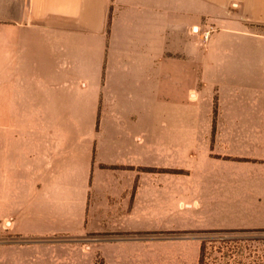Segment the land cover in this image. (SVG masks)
Masks as SVG:
<instances>
[{
  "label": "crops",
  "instance_id": "0c3cea01",
  "mask_svg": "<svg viewBox=\"0 0 264 264\" xmlns=\"http://www.w3.org/2000/svg\"><path fill=\"white\" fill-rule=\"evenodd\" d=\"M258 24L264 0H0V200L11 216L26 164L29 188L77 172L80 209L87 191L114 189L103 216H147L129 204L148 186L150 132L162 136L182 108L195 123L200 93L216 94L220 117L225 104L264 99ZM22 216L13 225L32 234V216L47 215Z\"/></svg>",
  "mask_w": 264,
  "mask_h": 264
},
{
  "label": "rangeland",
  "instance_id": "374dc122",
  "mask_svg": "<svg viewBox=\"0 0 264 264\" xmlns=\"http://www.w3.org/2000/svg\"><path fill=\"white\" fill-rule=\"evenodd\" d=\"M209 95L193 100L195 123L194 111L182 108L162 136L150 132L148 186L137 199L134 189L129 204L147 216H103L115 206L114 189L87 191L80 209L77 172H51L49 186L35 190L22 165L20 216H11L10 199L0 200V264H199L202 241L206 264H264V99L245 98L236 112L225 104L220 117ZM30 210L47 216H32L35 233L25 234L13 224Z\"/></svg>",
  "mask_w": 264,
  "mask_h": 264
},
{
  "label": "trees",
  "instance_id": "16d2710c",
  "mask_svg": "<svg viewBox=\"0 0 264 264\" xmlns=\"http://www.w3.org/2000/svg\"><path fill=\"white\" fill-rule=\"evenodd\" d=\"M206 246L205 242L202 241L201 247H200V254H199V264H206L205 263V257H206Z\"/></svg>",
  "mask_w": 264,
  "mask_h": 264
},
{
  "label": "built area",
  "instance_id": "2783aa9c",
  "mask_svg": "<svg viewBox=\"0 0 264 264\" xmlns=\"http://www.w3.org/2000/svg\"><path fill=\"white\" fill-rule=\"evenodd\" d=\"M204 37H207V33H205V36Z\"/></svg>",
  "mask_w": 264,
  "mask_h": 264
}]
</instances>
